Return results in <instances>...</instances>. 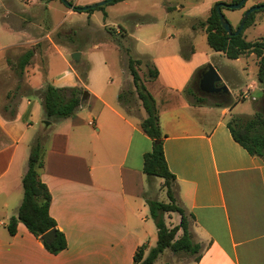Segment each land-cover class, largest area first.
Returning a JSON list of instances; mask_svg holds the SVG:
<instances>
[{"label":"crops","instance_id":"crops-1","mask_svg":"<svg viewBox=\"0 0 264 264\" xmlns=\"http://www.w3.org/2000/svg\"><path fill=\"white\" fill-rule=\"evenodd\" d=\"M53 1L47 2L52 16L57 7ZM97 1L73 0L78 5ZM218 1L231 0H147L146 6H138V0H118L104 9L80 12L93 18L100 11L106 24L115 20L113 25L132 39L134 57L148 58L159 71L156 79L145 83L166 134L164 152L176 176L175 196L193 214L190 226L203 249L199 260L184 253L186 259L168 263L163 258L166 249L154 264H264V159L236 141L227 125L239 102L235 91L237 95L248 91L251 97L260 92L254 97L258 103L264 99V82L256 79L254 52L229 58L209 45L206 27L199 23ZM262 3L246 0L243 6L222 11L237 28L247 9ZM19 7L23 11L18 0H0V69L11 68L22 53L8 55L9 48H31L39 39L36 24L23 23ZM73 12L63 11V18ZM263 21L264 14H254L243 32L247 40L264 35L249 36ZM59 25L56 21L55 27ZM52 42L62 63L53 70L48 56L43 72L33 57L21 77L32 91L12 92L0 109V264H133L138 246L147 244V254L158 241L147 200H169L167 192L161 199L156 189L163 182L143 170L144 154L153 146L141 127L146 111L139 102L138 112L128 113L118 100L127 79L122 69L113 76V63L87 53L105 43L75 50L81 52V63L89 64L84 82L79 63L71 61L74 50ZM182 52L190 57L184 58ZM209 63L225 78L230 104L192 103L186 94V86ZM48 83L84 86L88 100L70 117L48 119L41 96ZM252 112L254 108L247 114ZM45 127L49 130L40 176L52 195L50 214L68 240L67 248L57 254L49 252L23 222H18L15 234L7 229L23 199L22 178L31 145ZM165 218L171 227L181 216L167 212ZM181 233L179 229L177 237Z\"/></svg>","mask_w":264,"mask_h":264},{"label":"trees","instance_id":"trees-1","mask_svg":"<svg viewBox=\"0 0 264 264\" xmlns=\"http://www.w3.org/2000/svg\"><path fill=\"white\" fill-rule=\"evenodd\" d=\"M116 1L118 0H110L106 4H112ZM240 1L216 2L212 6L211 12L206 20L200 21L199 24L206 27L209 45L215 50L224 52L229 58H238L246 53L254 52L258 57V79L263 83L264 35L255 40H247L243 33L245 27L250 25L254 20V11L250 13L243 29L239 33L230 34L221 22L220 13L222 9L229 7L228 5L231 3H238ZM67 5L75 11L89 13L96 9H104L105 7V5L93 7L91 4L88 7L78 4ZM218 6H220V10ZM104 15H106L105 11ZM195 26L196 24H194ZM237 28L232 27L233 31ZM36 53V46L28 48L21 53L16 62V68L20 74L23 75L26 65L32 61ZM182 54L186 59L190 57L188 53L182 52ZM139 62H141L140 58L131 57L129 59L128 66L132 75L134 88L122 89L118 94V100L128 113H132L130 112V107L135 98L144 107L146 117L142 119L141 127L153 140V146L150 151L144 154L143 170L148 176H158L164 179L163 183L166 187L169 200H147L151 217L158 229V241L155 246L149 249L147 254H145L147 244L138 246L134 254L133 264H154L166 249H170L174 254L185 253L186 255H192L195 260H199L202 255L203 244L195 239L194 232L191 229L190 220L193 214H188L175 196L174 184L176 176L170 170L164 152V138L166 134L161 129L160 114L155 97L145 83L146 80L156 79L159 71L151 63L148 67L147 74L145 77H142L136 68V64ZM88 68L89 66L83 72L78 70L84 82L87 80ZM197 77L199 76L196 74L194 79H197ZM192 82L185 88L186 94L192 95L195 98V101L191 99L190 101L200 104L208 103L204 96L197 94ZM27 90L32 91L30 87ZM41 96L46 117L56 120L74 115L87 102L89 92L84 86L58 87L48 83ZM216 105L222 104L216 103ZM227 125L236 141L244 146L251 154L258 155L264 159V113L261 110L256 111L254 115L231 114ZM45 136L46 134L40 132L31 145L28 167L22 178L23 199L17 214L13 215L7 223V229L11 234H15L17 232L18 222L21 221L30 232L42 241L44 247L49 252L57 254L67 248L68 240L65 233L57 226L55 218L50 214L52 195L47 184L40 176V172L44 167ZM167 212H178L181 216L180 222L171 227L168 226L165 218ZM50 229H54L55 231V236L52 241H48L42 237ZM179 229H182V233L177 237Z\"/></svg>","mask_w":264,"mask_h":264},{"label":"rangeland","instance_id":"rangeland-1","mask_svg":"<svg viewBox=\"0 0 264 264\" xmlns=\"http://www.w3.org/2000/svg\"><path fill=\"white\" fill-rule=\"evenodd\" d=\"M68 1L74 4L73 0ZM47 2L48 0H18V5L24 6L23 11H21L20 7L18 8V13L22 15L23 23L27 24L29 21H33L36 24L35 31L39 39L34 44V46H36L37 48V53L34 57L35 61H38L40 63L43 72H46L47 69L48 56L53 70L56 69L62 63L60 54L56 52L57 50H53L50 47L53 44L52 41H54L55 44L66 45L67 47H69L70 51H75L79 49L86 50L88 48L94 47V45L98 43H105L106 45H103L100 48H97L87 53H90L95 56H105L111 63H113L112 67L114 71L111 68L112 75L119 76L122 69L125 77L127 78L124 84V88H134L132 75L128 66L129 59L131 57H134L133 41L132 39L126 37V35L121 29L113 25V22L115 20H110L108 21L110 24H106V22H102L100 20V11H98L93 18L90 16L91 14L86 18L84 17V15H81L80 12L75 10L69 18L65 19L63 18L64 13L62 12L72 7H69L62 0L53 1L57 5L56 11L53 12V16L55 19L54 20L52 13L48 8ZM141 3H144V5L146 6L147 0H138L137 5L140 6ZM104 5L107 6L108 4ZM153 11L156 14H159L158 8H154ZM254 14L262 15L264 14V9L256 10L254 11ZM18 21H20V18ZM56 21H59L60 23L57 28L55 27ZM259 33H262V35L264 34V21L259 24L253 34L252 32L249 33V36L256 35ZM26 49L28 48L22 46H17L15 47V49L14 47H11L8 49L7 54L12 55L17 54V52L21 53L24 52ZM71 61L73 63H79L78 70H80V72L85 71L89 65L86 61L81 63V60L76 61L72 57ZM16 62H14L11 68L9 69H0V109H3V105L9 101L8 96H10L12 92L19 91L21 93L22 91H26L28 88L25 81L21 79V77L23 76L17 70ZM151 63L155 65L148 58H143L141 59V62L136 64V68L138 69V72L142 77H145V75L147 74L148 67ZM245 74L247 77H251L250 74ZM221 76L223 78L222 81L226 83L223 75ZM256 79L259 80L258 75L256 76ZM196 80L197 79H194L192 84L194 85L197 94L204 96L208 103H231L229 99L230 92L228 93V95L223 96L208 95L204 92L199 91ZM18 86L21 87L18 88ZM260 95V92H254L251 97L248 91L246 94L237 95V91H235L234 96H237L236 101L239 102L237 103V106L233 108L232 114L254 115L255 112L258 110H261L264 113V99H262V101L258 103H256L258 100L254 99V97H258ZM188 96L191 100L195 101V98L192 95ZM139 104L140 103L138 99L135 98L131 104L130 112L137 113ZM253 108L254 112H252V114H247L250 111H253ZM48 130L49 127H45L40 132L45 134L48 132ZM155 178L156 180L164 182V179L161 177L156 176ZM155 182L158 184V181ZM158 186L156 189L159 195L162 197L161 199H164L166 187L164 186V183H161ZM168 214L171 215L172 213ZM163 258L165 262H176L181 259H186L185 256H182V254H174L170 249L166 251Z\"/></svg>","mask_w":264,"mask_h":264},{"label":"water","instance_id":"water-1","mask_svg":"<svg viewBox=\"0 0 264 264\" xmlns=\"http://www.w3.org/2000/svg\"><path fill=\"white\" fill-rule=\"evenodd\" d=\"M63 1L65 4L73 5L68 0H63ZM109 1L110 0H100V1H97L95 3H92L91 6L96 7V6L104 5ZM245 1L246 0H241L238 3H231L228 6L230 8H238V7L242 6V4H244ZM85 7H88V5H86ZM261 8H264V3L255 4V5H252L251 7H249L245 11L244 16H243L238 28L234 31L231 27L230 22L228 21V19L225 17L223 12L221 11L220 18H221L222 25L230 34L239 33L243 29V27L245 25V21L248 18V16L250 15V13L255 11V10H259ZM218 9L220 10V6H218ZM71 57L74 60L79 61L80 57H81V52L80 51H74V52H72ZM222 80H223V78H222L221 74L219 73V71L216 69V67L213 64L209 63L207 66H205L200 71L199 79H198L199 88L205 93H217L220 91L229 92V87L226 83H223L222 85H218V83ZM54 236H55L54 229H50L42 235V237L48 241H52Z\"/></svg>","mask_w":264,"mask_h":264},{"label":"flooded vegetation","instance_id":"flooded-vegetation-1","mask_svg":"<svg viewBox=\"0 0 264 264\" xmlns=\"http://www.w3.org/2000/svg\"><path fill=\"white\" fill-rule=\"evenodd\" d=\"M224 82L223 81H220L218 83V85H222ZM197 87L199 89V91L203 92L200 88H199V83L197 82ZM205 93V92H204ZM229 92H223V91H220V92H217V93H206L208 95H211V96H223V95H228Z\"/></svg>","mask_w":264,"mask_h":264}]
</instances>
